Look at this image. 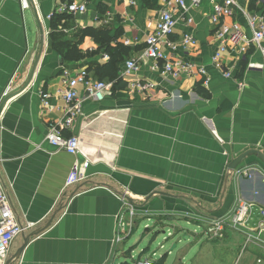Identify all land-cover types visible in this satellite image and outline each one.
<instances>
[{
  "label": "crops",
  "instance_id": "obj_1",
  "mask_svg": "<svg viewBox=\"0 0 264 264\" xmlns=\"http://www.w3.org/2000/svg\"><path fill=\"white\" fill-rule=\"evenodd\" d=\"M73 1L86 2L87 11L70 14L59 26L90 54L62 62L52 49L49 15L68 0H28L29 7H23L22 0H0V101L10 82L15 87L0 113V176L18 220L32 226L16 237L10 257L27 235L52 220L14 264H114L119 253H128L123 243L142 221L148 222L145 230L152 221L156 228L169 221L200 224L197 217L229 213L238 200L264 209V163L251 154L231 167L250 149L264 153V41L250 45L245 54L229 43L221 56L223 70L218 69L213 57L221 42L211 20L213 2L202 0L194 7L186 0L188 13L179 19L173 38L190 33L196 43L186 50L180 47L176 54L204 67L209 84H204L205 76L174 77L153 70L152 60L140 62L138 71L123 77L126 60L139 58L145 49L163 0ZM235 1V13L225 23H236L251 37L248 15H264V0ZM36 9L45 29L44 46ZM104 25L111 27L112 35L120 30L114 45L129 49L118 64L124 84L102 101L87 99L84 86L78 87L82 114L64 131L81 138V151L73 156L48 143L46 135L66 106L56 94L63 68H86L97 79L93 68L109 61L108 54L93 53L98 44L92 37L81 34L87 27ZM134 80L153 82L156 88L131 90L129 82ZM41 90L52 95L49 109L44 108ZM87 159L91 163L86 179L65 188L75 161ZM244 170L251 175H242ZM123 198L135 207V215L123 212ZM122 214L132 226L118 241ZM229 241L234 244L229 253H236L237 244L241 250V235L229 233ZM249 248L254 264L258 257L264 259V249ZM141 253L150 251L144 248ZM246 258L248 264L251 259Z\"/></svg>",
  "mask_w": 264,
  "mask_h": 264
},
{
  "label": "built area",
  "instance_id": "obj_2",
  "mask_svg": "<svg viewBox=\"0 0 264 264\" xmlns=\"http://www.w3.org/2000/svg\"><path fill=\"white\" fill-rule=\"evenodd\" d=\"M134 3V0H127ZM202 0H191L192 5L198 7ZM213 2L212 22L217 25L216 36L220 40L219 49L213 57L215 66L223 70L221 56L228 51V44L238 47V52L245 54L250 45H260L264 41V15H248V25L252 32L251 37L242 33L236 23L227 24L225 18L234 15L237 6L235 0H211ZM23 7H29L28 0H22ZM189 6L186 0H163L159 10L156 26L152 33L146 38V47L139 58L126 60L123 77H130L139 70L140 62L153 61V70H162V73L180 77L181 75L205 76L204 84H209L210 78L204 67L192 61L184 60L176 53L179 48L186 50L190 45L196 43V38L190 33L183 34L181 40L173 38L176 33L179 19L188 13ZM87 11L86 2L64 3L57 12L49 15L52 18L56 13L83 14ZM179 12V16H177ZM191 22V18H187ZM107 57V56H105ZM160 61L162 64H160ZM226 77H230L229 71H224ZM62 87L57 90V95L63 97L66 106L63 109V116L50 123L46 140L58 150H63L73 156L81 151V138L79 135H66L65 129L71 127L76 118L82 114L83 99L79 96L78 87L84 86L87 99L102 101L108 94L112 93L113 83L94 79L86 68L70 69L63 68L61 73ZM131 90L146 92L156 88V84L150 81H130ZM15 87L10 82L2 94L0 104L3 108L9 103ZM45 109H49L51 94L44 90L39 91ZM1 110V112H2ZM1 116V115H0ZM91 161L87 159L83 163L75 161L72 171L69 173L65 188L76 185L86 179L85 170ZM244 176H250L249 170L242 172ZM124 213L129 216L135 215L136 209L129 200L123 198ZM122 214L119 221L117 240H121V232L132 226V221L127 223ZM198 222L203 226L205 234L217 238L225 237L226 233H236L242 236L243 242L241 252L244 253L249 247L255 246L264 249V209L255 203L246 200H238L234 208L220 216H200ZM32 226H25L18 220L9 194L6 192L0 176V264H5L10 258L11 248L16 237L24 233ZM256 264H264V259L258 257ZM134 264H156L155 259H138ZM235 264H238L236 262Z\"/></svg>",
  "mask_w": 264,
  "mask_h": 264
},
{
  "label": "rangeland",
  "instance_id": "obj_3",
  "mask_svg": "<svg viewBox=\"0 0 264 264\" xmlns=\"http://www.w3.org/2000/svg\"><path fill=\"white\" fill-rule=\"evenodd\" d=\"M193 222L188 224L185 220L169 221L156 228L152 221L149 223L150 229L145 230L148 222L142 221L123 243V249L128 253H119L114 264H134L141 255L144 256L142 259L152 257L155 260H160L163 256L164 264H242L244 261L246 264V257L251 259L248 264H254V256L249 253V249L240 253L238 244L235 246L236 253H229V248L234 247L229 241V233L223 238H206L203 226L196 224L195 220ZM144 248H148L150 253L142 254Z\"/></svg>",
  "mask_w": 264,
  "mask_h": 264
},
{
  "label": "trees",
  "instance_id": "obj_4",
  "mask_svg": "<svg viewBox=\"0 0 264 264\" xmlns=\"http://www.w3.org/2000/svg\"><path fill=\"white\" fill-rule=\"evenodd\" d=\"M73 0H68V3ZM72 16L68 13L55 14L51 18L50 38L52 40V49L56 51L62 61H80L86 58L90 53L82 52L76 43L69 40L66 33L60 29V24H64ZM62 26V28H66ZM120 30L117 29L115 35H112V29L108 26L87 27L81 30L82 37L90 36L98 44V48L93 52L95 54H108L109 61L105 64H97L93 70L97 80L113 82V89L123 85L119 74L118 64L129 55V49L121 43H115L118 39ZM89 71V70H88ZM228 234V233H226ZM160 261V262H159ZM165 258L156 260V264H164Z\"/></svg>",
  "mask_w": 264,
  "mask_h": 264
},
{
  "label": "water",
  "instance_id": "obj_5",
  "mask_svg": "<svg viewBox=\"0 0 264 264\" xmlns=\"http://www.w3.org/2000/svg\"><path fill=\"white\" fill-rule=\"evenodd\" d=\"M36 8V7H35ZM35 17H36V21H37V25H38V29H39V35H40V40H41V46H44V41H45V29L44 26L42 24V21L40 19V16L38 14L37 9L35 10ZM63 62V61H62ZM37 66V63L35 64V67ZM34 67V68H35ZM31 82V79L28 81V83L25 85V87L28 86V84ZM25 87H23V89H25ZM14 94V93H13ZM12 96V95H11ZM3 108V104L0 107V113L1 110ZM254 154L256 155L263 163H264V153L260 150L257 149H250L249 151L243 153L242 155H240L235 162L231 165V167H234L235 165H238V163L245 158L247 155H251ZM156 194H162L161 192L157 191ZM130 201H132V199H130ZM52 224V220L49 221L43 228L27 235L24 238V243L23 245L6 261L5 264H14L17 259L21 256L22 252L24 251V249L26 248V246L30 243V240L32 237L39 235L40 233H42L45 229H47L50 225Z\"/></svg>",
  "mask_w": 264,
  "mask_h": 264
}]
</instances>
